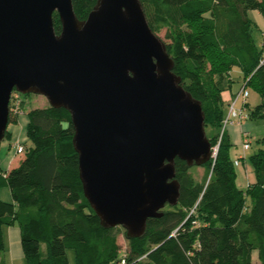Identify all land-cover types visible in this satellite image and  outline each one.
Returning a JSON list of instances; mask_svg holds the SVG:
<instances>
[{"label": "trees", "instance_id": "16d2710c", "mask_svg": "<svg viewBox=\"0 0 264 264\" xmlns=\"http://www.w3.org/2000/svg\"><path fill=\"white\" fill-rule=\"evenodd\" d=\"M140 1L153 32L165 31L174 73L201 102L206 130L222 128L227 115L223 93L231 87L234 68L262 98L254 110L247 105L249 117L264 119V49L257 41L263 33L248 15L258 11L264 17V0ZM96 4L73 0L80 20ZM54 24L59 34L57 13ZM22 104L12 98L10 124L16 122L14 107L21 110ZM27 115L31 145L17 168L0 172V193L8 188L12 197L11 202L0 197V262L7 253L5 229L17 225L26 264H71L69 251L75 253V264H118L120 228H104L85 197L71 114L49 105ZM219 138H209L212 147ZM259 143L264 147V137ZM232 148L226 132L216 159L201 166V180L186 162L176 160L179 203L167 206L162 218L149 219L143 237L130 239L126 233L129 264H253L255 251L264 264V148L250 157L254 181L246 189L237 185Z\"/></svg>", "mask_w": 264, "mask_h": 264}, {"label": "water", "instance_id": "95a60500", "mask_svg": "<svg viewBox=\"0 0 264 264\" xmlns=\"http://www.w3.org/2000/svg\"><path fill=\"white\" fill-rule=\"evenodd\" d=\"M174 66L140 0H97L86 20L73 0H0V143L14 93L67 110L86 199L104 228L141 238L179 203L176 160H213L202 104Z\"/></svg>", "mask_w": 264, "mask_h": 264}, {"label": "rangeland", "instance_id": "374dc122", "mask_svg": "<svg viewBox=\"0 0 264 264\" xmlns=\"http://www.w3.org/2000/svg\"><path fill=\"white\" fill-rule=\"evenodd\" d=\"M248 15L251 19H253V21L255 20V22L258 24L259 30L263 33L261 37H258L257 41L259 43V46L264 49V36H263L264 17L258 11H249ZM159 36L163 41L165 42L167 41L165 39V31L161 32ZM230 80H232L231 87L223 93L226 101L231 99V95H233V99H235V96L245 86L244 75L239 68H234L231 71ZM247 90L250 94L248 98L249 111H250L258 108L261 105L262 98L259 92L255 90L253 87H247ZM13 97L20 98V101L23 102V104L21 106V110H18L19 109L18 106L14 107L13 112L15 113H13L11 117L14 120H16V122H13L9 125L8 131L13 130L15 135L12 138L6 137L5 140L0 143V158L6 157L8 159H16L17 161L18 160L20 161L24 158V155L17 154V146L21 144L25 146V148H28V146L31 145L27 137V125H28L27 113L33 109L43 108L45 107V105L48 106L50 104L44 96L35 95V94L18 95V93H14ZM17 101L19 102V100ZM18 102H15V105H18L19 104ZM241 103L242 102L240 101L238 107L241 106ZM228 106L229 105L225 103L226 112H228L229 109ZM17 112H19L20 114ZM241 129H243L244 133L248 134L247 140L248 142L251 143V149L248 151H244L243 148L245 140L242 137ZM232 130H233L232 133L233 148L231 154L234 161L236 160L240 161V166H236V172L238 175L237 185L239 188L246 189L248 183L254 181V172H253V167L251 165L250 157L264 148L259 143V140H261L264 137V119L261 118L250 119L248 121L243 122L242 127H239L238 125L234 127H229L228 132L231 133ZM206 131L210 139L216 137L217 134H221V130H215L212 127H208ZM215 147H217V145ZM215 147H213V150ZM2 171L7 172L8 170L3 169ZM191 173H195L196 178L201 180L204 174V169L199 166H194L191 168ZM1 199L5 202L12 200L11 193L8 188H4L2 190ZM119 228L120 229L118 231V236H119L118 242L122 250L121 255H124V252H126L128 248V242L126 239V230L123 229L122 227ZM21 246L22 243L20 239L19 248ZM7 249H9V246L7 247ZM68 257L70 263L75 264V253L73 251L68 252ZM18 264H24L23 259L22 262ZM25 264H26V260H25ZM253 264H260L257 251L253 253Z\"/></svg>", "mask_w": 264, "mask_h": 264}, {"label": "built area", "instance_id": "2783aa9c", "mask_svg": "<svg viewBox=\"0 0 264 264\" xmlns=\"http://www.w3.org/2000/svg\"><path fill=\"white\" fill-rule=\"evenodd\" d=\"M249 92L247 90V86L245 85L241 91L236 95L235 99L232 98L230 104H229V109L227 112V115L225 117V119L222 122V128H221V134H220V140H219V145L220 142L222 140L223 135L228 132L229 127H233V126H237L240 124H243V122L250 120L251 118L249 117L248 114V109H247V105H248V98H249ZM240 101L241 106L238 107ZM248 135L247 133L245 134V142H244V151H248L251 149V143L248 142L247 140ZM219 145H217V147L214 148L213 150V159L215 160L217 157V153H218V148ZM26 152V148L25 146L19 144L17 146V154L19 155H25ZM235 165L236 166H240V161L236 160L235 161ZM125 253V252H124ZM118 264H129L127 259H126V255L124 254L121 258V260L118 262Z\"/></svg>", "mask_w": 264, "mask_h": 264}, {"label": "crops", "instance_id": "0c3cea01", "mask_svg": "<svg viewBox=\"0 0 264 264\" xmlns=\"http://www.w3.org/2000/svg\"><path fill=\"white\" fill-rule=\"evenodd\" d=\"M229 98H230V96H229ZM232 98H233V95H231V99ZM223 99L227 105L230 104L231 99L230 100L227 99L228 101H226L224 98V94H223ZM48 106L45 105V107H43V108H46ZM238 126L242 127V124H240ZM9 132L11 134L10 138L14 137V135H15L14 131L10 130ZM232 133H233V130L231 131V133L228 132V137L230 139L231 144H233L232 143V138H233ZM241 133H242V137L245 139L246 133H244L243 129H241ZM21 161L22 160L17 161L16 159H8L6 157L5 158L1 157L0 158V172H2V173L10 172L12 169L17 168L20 165ZM3 169H7L8 171L4 172V171H2ZM1 194H2V191L0 193V197H1ZM11 201H6V202H11ZM5 237H6L7 247L9 246V249H7V253H6L3 261L0 262V264H18V263L22 262V259H23V263L25 264L26 259H25V255L23 252V248H22V246L19 248L20 239H21V243H22L20 228H18L17 226L7 227L5 229Z\"/></svg>", "mask_w": 264, "mask_h": 264}]
</instances>
